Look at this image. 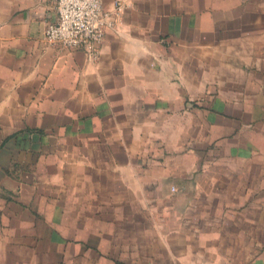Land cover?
I'll return each instance as SVG.
<instances>
[{
    "label": "crops",
    "instance_id": "crops-1",
    "mask_svg": "<svg viewBox=\"0 0 264 264\" xmlns=\"http://www.w3.org/2000/svg\"><path fill=\"white\" fill-rule=\"evenodd\" d=\"M122 1L0 0V264H264V0Z\"/></svg>",
    "mask_w": 264,
    "mask_h": 264
},
{
    "label": "built area",
    "instance_id": "built-area-1",
    "mask_svg": "<svg viewBox=\"0 0 264 264\" xmlns=\"http://www.w3.org/2000/svg\"><path fill=\"white\" fill-rule=\"evenodd\" d=\"M127 6L122 0H115L112 8L104 0H54L55 19L45 27L44 40L51 46L80 49L88 60H95L105 31L115 26Z\"/></svg>",
    "mask_w": 264,
    "mask_h": 264
},
{
    "label": "rangeland",
    "instance_id": "rangeland-1",
    "mask_svg": "<svg viewBox=\"0 0 264 264\" xmlns=\"http://www.w3.org/2000/svg\"><path fill=\"white\" fill-rule=\"evenodd\" d=\"M196 103H200V99L199 100H197V102ZM192 104V102H189V105H191ZM197 105V104H196ZM193 106H195V104H193ZM172 191H175V190H172ZM159 214H156V218L155 219H169L170 218V214L168 213V212H163L162 210H159V211H157Z\"/></svg>",
    "mask_w": 264,
    "mask_h": 264
}]
</instances>
